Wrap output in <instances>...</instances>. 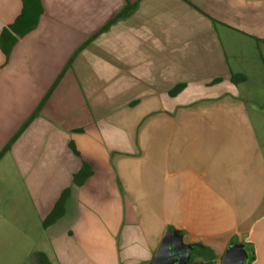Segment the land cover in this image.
Returning <instances> with one entry per match:
<instances>
[{
    "label": "crops",
    "instance_id": "1",
    "mask_svg": "<svg viewBox=\"0 0 264 264\" xmlns=\"http://www.w3.org/2000/svg\"><path fill=\"white\" fill-rule=\"evenodd\" d=\"M22 10L0 0V153L38 113L0 158V264H151L167 231L188 264H264V0Z\"/></svg>",
    "mask_w": 264,
    "mask_h": 264
},
{
    "label": "water",
    "instance_id": "2",
    "mask_svg": "<svg viewBox=\"0 0 264 264\" xmlns=\"http://www.w3.org/2000/svg\"><path fill=\"white\" fill-rule=\"evenodd\" d=\"M193 248L182 243L181 236L167 231L151 264H188ZM248 253L243 245H231L225 251L221 264H247Z\"/></svg>",
    "mask_w": 264,
    "mask_h": 264
},
{
    "label": "trees",
    "instance_id": "3",
    "mask_svg": "<svg viewBox=\"0 0 264 264\" xmlns=\"http://www.w3.org/2000/svg\"><path fill=\"white\" fill-rule=\"evenodd\" d=\"M23 1V10L21 15L17 18V20L15 21L14 25L11 26L9 29L11 30H15L17 26L21 25L23 26V30L28 29L29 27H31V23L33 21L32 18H34L35 16H37L38 12H39V0H22ZM131 11V8H127L123 11H121L120 13L117 14V16L115 17V19H118L119 17L126 15L127 13H129ZM114 19V20H115ZM113 20V21H114ZM103 32V31H101ZM20 34L24 33V31H20ZM8 37V40H6ZM1 49L4 52L5 55H8L10 47L12 46L14 40L13 38L10 39L9 35L7 33L6 30H4L1 34ZM244 77L241 75H233L231 78V81L233 84H238L240 82H244ZM183 85H179L177 86V88L172 92V94H175L177 92H180V90L183 89ZM51 91H49L50 94ZM48 94V95H49ZM47 95V96H48ZM38 111H36L31 117L30 119L24 124V126L22 127V129L17 133V135L10 141V143L5 147V149H3V151L0 153V158L1 156L7 152L11 146V144L15 141V139L21 134V132L29 125V123L35 118V116L37 115ZM195 252L199 255H207L208 251L205 250L203 247H196Z\"/></svg>",
    "mask_w": 264,
    "mask_h": 264
}]
</instances>
